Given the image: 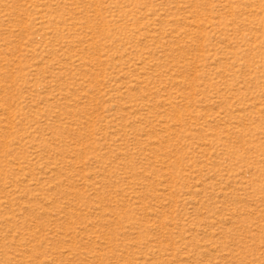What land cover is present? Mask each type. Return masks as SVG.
<instances>
[{
	"label": "rangeland",
	"instance_id": "374dc122",
	"mask_svg": "<svg viewBox=\"0 0 264 264\" xmlns=\"http://www.w3.org/2000/svg\"><path fill=\"white\" fill-rule=\"evenodd\" d=\"M0 264H264V0H0Z\"/></svg>",
	"mask_w": 264,
	"mask_h": 264
}]
</instances>
